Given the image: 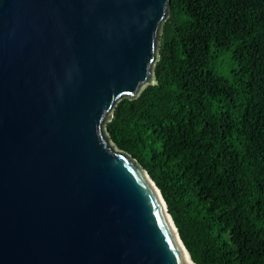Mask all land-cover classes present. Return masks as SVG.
Here are the masks:
<instances>
[{"label": "water", "instance_id": "obj_1", "mask_svg": "<svg viewBox=\"0 0 264 264\" xmlns=\"http://www.w3.org/2000/svg\"><path fill=\"white\" fill-rule=\"evenodd\" d=\"M170 0H0V264H196L112 141L156 84Z\"/></svg>", "mask_w": 264, "mask_h": 264}, {"label": "trees", "instance_id": "obj_2", "mask_svg": "<svg viewBox=\"0 0 264 264\" xmlns=\"http://www.w3.org/2000/svg\"><path fill=\"white\" fill-rule=\"evenodd\" d=\"M154 75L115 106L112 141L159 187L196 264H264V0H170Z\"/></svg>", "mask_w": 264, "mask_h": 264}, {"label": "rangeland", "instance_id": "obj_3", "mask_svg": "<svg viewBox=\"0 0 264 264\" xmlns=\"http://www.w3.org/2000/svg\"><path fill=\"white\" fill-rule=\"evenodd\" d=\"M235 67H237V64L229 58L228 54L223 55L217 63V70L224 74H230Z\"/></svg>", "mask_w": 264, "mask_h": 264}]
</instances>
